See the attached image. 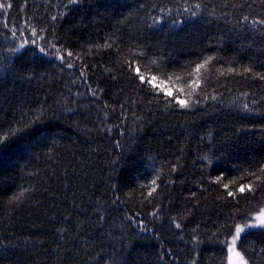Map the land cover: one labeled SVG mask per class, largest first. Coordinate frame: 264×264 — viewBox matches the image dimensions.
<instances>
[{"label":"trees","instance_id":"16d2710c","mask_svg":"<svg viewBox=\"0 0 264 264\" xmlns=\"http://www.w3.org/2000/svg\"><path fill=\"white\" fill-rule=\"evenodd\" d=\"M4 2L12 7L0 12V126L44 115L34 135L0 150V264H229L224 241L264 208V189L227 195L264 166V79L256 75H264V24L252 23L264 20V4ZM196 2L192 17L184 9ZM29 25L48 41H38L45 52L34 44L10 52L30 37ZM106 41L113 46L96 47ZM66 51L74 56L62 62ZM207 56L216 59L195 73ZM189 92L199 103L180 108L176 98ZM25 188L24 202L9 205ZM237 245L250 264H264V230Z\"/></svg>","mask_w":264,"mask_h":264},{"label":"snow or ice","instance_id":"6c2138e0","mask_svg":"<svg viewBox=\"0 0 264 264\" xmlns=\"http://www.w3.org/2000/svg\"><path fill=\"white\" fill-rule=\"evenodd\" d=\"M80 0H67V4H77L79 3ZM188 0H185V3H187ZM261 4H264V0H260ZM12 7V4L10 2H4V3H0V12L6 11V9H10ZM202 5L199 2L193 3L191 4L189 7L185 8L184 11L189 12L191 14L192 17H195L198 15V10L201 9ZM161 11H165V9H161ZM57 17L53 16L52 19L55 20ZM155 19V18H154ZM245 21H247L249 18L248 17H244L243 18ZM253 24H264V20H252ZM30 29V37L28 38H24L22 40H20L19 43V47H15L13 46L12 48L9 49L10 52H18L20 51V49H24L26 45L29 44H34L37 45L38 47H40L38 41L39 40H44L45 44H48V41L44 38L38 35L37 29L34 26L29 25L28 26ZM25 29L24 28H20L19 32H20V36H23ZM45 31V29H40V32ZM11 36L13 39H19V37L17 36V29L13 28L11 29ZM51 47L55 48L56 45L55 44H51ZM113 46L112 42H107L103 45H96L97 48H111ZM40 51L41 52H45V47H40ZM74 53L71 51H66V55H58V59H60L62 62L66 60V57H73ZM76 58L78 59L79 56L77 55ZM216 57L213 56H207L205 58H203L202 62H195L196 66H195V73H200L202 69H205L206 66H208L210 64V62H212L213 60H215ZM153 64H156V61L153 60L152 61ZM68 67H73V63L72 62H68L67 63ZM129 67L131 68V64L129 65ZM234 69L229 68L228 72L231 73L233 72ZM244 73H248L251 71L250 68H244ZM136 72L137 75L139 77L140 82L143 83H150L151 81L146 80L145 76L140 74V69L136 68ZM221 74H223V72H221ZM81 75H84L83 71L81 72ZM189 75H191V73H189ZM260 79H264V75H259ZM151 80L154 81L156 80L155 76L151 77ZM195 84V86H199V81L196 80L193 82ZM190 87H192V85H190ZM160 91L164 92L165 96H172L173 93L169 90L166 89H160ZM183 91V89H177V92H181ZM93 95H96V91L93 90ZM246 95V94H245ZM191 96L192 93L189 92L188 93V99H179L178 97L176 98V103L179 105L180 108H184V109H190L193 105L198 104L199 100H191ZM213 99H215V97H213ZM191 101V103L189 102ZM169 104H171V101L168 102ZM253 103H255V101H253ZM244 107L247 109L248 105L245 104ZM25 114H21V119L17 120L14 122L13 126L12 124H10L7 128V130H5L2 126H0V150H3L4 147H6L8 145V143L11 140H14L16 138H24V137H30L31 135H34L35 133L33 132V127L35 124L39 123L41 118L44 115V111L43 109H40L38 111H34L32 112V119L31 120H27L24 118ZM171 171H176V169L173 167L171 168ZM247 176L253 177L254 179L251 181V183L249 184H239L236 191H228L227 195L229 197H233L234 199L236 198L237 192L239 193H245L246 191L249 193H252L253 195H255V192L257 189H264V166L259 167L256 171H249L246 173ZM159 179V173H157L156 178L153 179L151 181V185H145L144 187L148 188L150 187V190L147 192V196L145 197V199H148L149 197L153 196V193H156L157 191V180ZM240 179H243V177H241ZM257 181H259V183H257ZM217 183H221L222 180L220 177L217 178ZM231 184L236 185L237 181L236 180H232L230 181ZM225 189L229 188V184H224L223 185ZM31 189L25 188L23 190H21L19 193H14L10 198H9V205L15 206V205H19L21 203L24 202L25 199V194L26 193H30ZM143 195V194H142ZM193 196H195V193H192ZM149 203H151V200H148ZM153 215H156V213H153ZM101 219H103V217H100ZM256 223L247 225L246 228L247 229H251V228H259L261 230H264V209H261L258 211V215L256 216ZM177 228H181L182 225L181 224H176ZM198 227V226H197ZM246 228H241V227H237L236 231L234 234L232 235V239L229 242L228 240L224 241L225 247H227L228 249V260H229V264H250V260L247 258L246 253H244V251L238 250L237 248V243L239 240H241V233H245L246 234ZM146 230L144 228L141 229ZM61 233H64L66 230L65 229H60L59 230ZM193 231H195V229H193ZM261 253H264V248L260 249ZM191 264H197L196 260H192Z\"/></svg>","mask_w":264,"mask_h":264},{"label":"rangeland","instance_id":"374dc122","mask_svg":"<svg viewBox=\"0 0 264 264\" xmlns=\"http://www.w3.org/2000/svg\"><path fill=\"white\" fill-rule=\"evenodd\" d=\"M264 209V208H263ZM258 215V213L257 214H255L251 219H250V221H248L247 223H245V224H241V225H239V227H241V228H246V226L247 225H250V224H253V223H256V216ZM252 229H258V228H251V229H247L246 228V232H248V231H250V230H252ZM244 233H241V236L243 235ZM238 244V243H237ZM237 248H238V245H237ZM228 263H229V260H228Z\"/></svg>","mask_w":264,"mask_h":264}]
</instances>
